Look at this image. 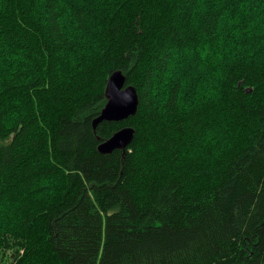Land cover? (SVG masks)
I'll list each match as a JSON object with an SVG mask.
<instances>
[{"label":"trees","instance_id":"1","mask_svg":"<svg viewBox=\"0 0 264 264\" xmlns=\"http://www.w3.org/2000/svg\"><path fill=\"white\" fill-rule=\"evenodd\" d=\"M0 264H264V0H0Z\"/></svg>","mask_w":264,"mask_h":264},{"label":"water","instance_id":"2","mask_svg":"<svg viewBox=\"0 0 264 264\" xmlns=\"http://www.w3.org/2000/svg\"><path fill=\"white\" fill-rule=\"evenodd\" d=\"M104 95L106 100L103 106L92 118L93 128L102 120H122L136 113L139 95L135 85L126 82V75L121 68H115L109 74ZM134 131L133 126L123 125L99 141L97 149L106 153L120 148L124 152L134 136Z\"/></svg>","mask_w":264,"mask_h":264}]
</instances>
